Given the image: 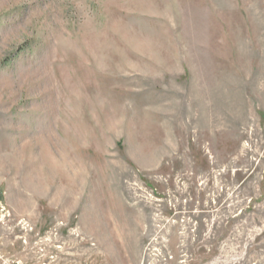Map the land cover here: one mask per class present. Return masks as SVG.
Masks as SVG:
<instances>
[{
	"label": "rangeland",
	"instance_id": "obj_1",
	"mask_svg": "<svg viewBox=\"0 0 264 264\" xmlns=\"http://www.w3.org/2000/svg\"><path fill=\"white\" fill-rule=\"evenodd\" d=\"M0 264H264V0H0Z\"/></svg>",
	"mask_w": 264,
	"mask_h": 264
},
{
	"label": "built area",
	"instance_id": "obj_2",
	"mask_svg": "<svg viewBox=\"0 0 264 264\" xmlns=\"http://www.w3.org/2000/svg\"><path fill=\"white\" fill-rule=\"evenodd\" d=\"M0 211H3V208H2V206H0Z\"/></svg>",
	"mask_w": 264,
	"mask_h": 264
}]
</instances>
